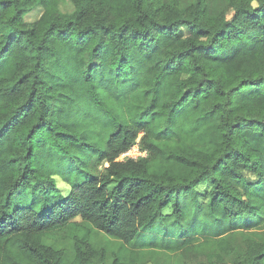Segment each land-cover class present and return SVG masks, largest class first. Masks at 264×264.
Listing matches in <instances>:
<instances>
[{"label": "trees", "instance_id": "16d2710c", "mask_svg": "<svg viewBox=\"0 0 264 264\" xmlns=\"http://www.w3.org/2000/svg\"><path fill=\"white\" fill-rule=\"evenodd\" d=\"M60 1L0 0V264H63L44 238L71 240L66 264H104L85 222L135 246L111 264L162 243L179 264H263L258 229L200 248L211 226L195 214L187 232L180 197L229 227L264 218V153L245 134L264 141V0Z\"/></svg>", "mask_w": 264, "mask_h": 264}, {"label": "rangeland", "instance_id": "374dc122", "mask_svg": "<svg viewBox=\"0 0 264 264\" xmlns=\"http://www.w3.org/2000/svg\"><path fill=\"white\" fill-rule=\"evenodd\" d=\"M59 9L61 10V12H71L72 11V3L69 0H61L59 3ZM41 8L40 6H35L33 7L31 10H29L28 12H26L24 14V20L26 22H31L35 19L38 18L39 14L41 13ZM245 134L247 135L248 139L251 141V143L257 147H260L264 153V141L262 139V137L260 136L259 133L257 132H252V131H246ZM135 146V145H134ZM134 146H132L131 148H133ZM137 157V156H136ZM105 162L101 161L98 162L96 161V159H93V168L94 170H96V172L100 171L103 166H104ZM241 170L243 171V173L245 174V176H247L248 179H255L254 175L251 174L250 172H248L246 169L241 167ZM56 183L58 188L61 189V191L63 193H65L67 191V185L61 181L59 178H56ZM208 188V185L206 186V183H201L199 185L196 186V189L200 192V193H205L206 189ZM206 199V196L200 194L197 196V201H201L204 202V200ZM180 202L181 204L184 206V208L188 209V217H190L189 219H187V232L192 233V228H193V216L196 214V220H195V225H203V224H207L208 226H211V231H209V233H204L206 236H202L203 238L200 240V242H198L199 247L201 248L202 246L204 248H211L213 246V243L216 241V239L222 235V233L227 234L228 239L236 245H241L242 244V236L241 234L245 233V231H252L255 229H258L259 231L257 232L258 234H255L256 237L260 238V239H264V218L261 222L260 225H252L251 222L254 221L251 217V215H247L244 217H241L239 219V223L242 225H238L236 226H232L229 227V222L226 220L225 223L223 221V215L221 214V212H216L215 216H209V214L207 213L206 208H202V209H198L195 210L194 207H190L191 204L193 203V198L191 196L188 195H182L180 197ZM206 203V202H205ZM168 211L170 212L172 210V207H168L166 208ZM219 209V208H218ZM217 209V210H218ZM217 216L219 218H217ZM199 217V219L197 218ZM264 217V216H263ZM87 225H89L91 227V241L92 243L97 246V247H104L107 251V257L105 260L104 264H111V261L113 259V252L115 251L122 259H127L130 253V250L133 249L135 246L132 244H128L126 245V243H123L120 239L113 237V236H109L103 232H100L99 230H97L96 228H94V226L92 225L91 222H85ZM222 223H224V225H226V229L222 230L220 229ZM245 223H249L248 225H245ZM163 225L162 221H158L156 223V227H160ZM245 226V229H243ZM167 231H169L167 229ZM194 234H200L199 231H197ZM166 235V233L164 234ZM201 238V237H200ZM199 239V238H198ZM44 241L46 243L51 244L54 247H64V249L66 250V255L64 257V263L66 264L67 261L69 260V256L71 253V249H72V242L69 239H63V240H54V239H50V238H44ZM161 243L157 244V247L160 245ZM166 244L167 243H162L160 245V247L162 248V252H159L156 256L153 257V260L151 261L150 259V255L147 254V251L143 249L138 252L139 255V260L137 264H168V261L170 259V257L173 259L172 263L169 264H179V261L176 260L175 258V253L174 251H169V253H166ZM170 254V255H169ZM169 256V258H168ZM231 257H227L225 258V263L224 264H232L231 261ZM264 264V263H263Z\"/></svg>", "mask_w": 264, "mask_h": 264}, {"label": "built area", "instance_id": "2783aa9c", "mask_svg": "<svg viewBox=\"0 0 264 264\" xmlns=\"http://www.w3.org/2000/svg\"><path fill=\"white\" fill-rule=\"evenodd\" d=\"M145 151H141L138 148V145L135 144V146L133 148H130L129 150H127L126 152L122 153L119 157V159H123L125 157H136V156H141L144 155Z\"/></svg>", "mask_w": 264, "mask_h": 264}, {"label": "crops", "instance_id": "0c3cea01", "mask_svg": "<svg viewBox=\"0 0 264 264\" xmlns=\"http://www.w3.org/2000/svg\"><path fill=\"white\" fill-rule=\"evenodd\" d=\"M145 235H146V232L143 230V231L141 232V234H140V238H141V240H145ZM142 247H143V249L146 248V247H144V246H141V249H142Z\"/></svg>", "mask_w": 264, "mask_h": 264}]
</instances>
